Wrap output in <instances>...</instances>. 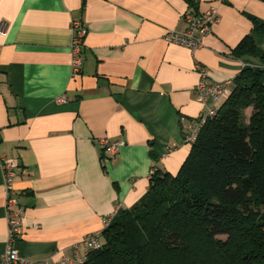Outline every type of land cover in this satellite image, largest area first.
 I'll use <instances>...</instances> for the list:
<instances>
[{
  "label": "crops",
  "instance_id": "crops-1",
  "mask_svg": "<svg viewBox=\"0 0 264 264\" xmlns=\"http://www.w3.org/2000/svg\"><path fill=\"white\" fill-rule=\"evenodd\" d=\"M193 1L0 0V157L18 162L23 216L13 246L27 264H77L74 253H87L82 239L145 196L152 168L178 173L191 148L184 136L204 110L193 92L197 64L209 83L258 65L231 51L247 35L264 51V36L251 34L247 19L264 20V2ZM211 5L219 20L201 48L165 41L186 29L184 13ZM72 20L87 32L77 74ZM101 139L124 146L108 158ZM7 231L0 166V258Z\"/></svg>",
  "mask_w": 264,
  "mask_h": 264
},
{
  "label": "trees",
  "instance_id": "trees-1",
  "mask_svg": "<svg viewBox=\"0 0 264 264\" xmlns=\"http://www.w3.org/2000/svg\"><path fill=\"white\" fill-rule=\"evenodd\" d=\"M247 19L264 36V20ZM231 53L258 65L232 80L178 173L155 170L80 264H264V51L247 35Z\"/></svg>",
  "mask_w": 264,
  "mask_h": 264
},
{
  "label": "built area",
  "instance_id": "built-area-1",
  "mask_svg": "<svg viewBox=\"0 0 264 264\" xmlns=\"http://www.w3.org/2000/svg\"><path fill=\"white\" fill-rule=\"evenodd\" d=\"M182 20L186 25L183 32H168L165 35V41L188 49L191 52L202 47V38L211 33L212 27L218 22V12L215 5L208 7L202 14L194 15L191 12H186L182 16ZM72 33L70 52L72 55V73L80 72L82 65L81 51L83 40L86 36V29L81 21L72 20L70 24ZM0 34H4L3 26H0ZM196 74L198 77L197 83L193 88L196 101L201 104L204 110L191 122L187 133L184 136V142L191 145L195 142L200 128L206 123L207 119L214 117L219 105L228 96L231 82L224 83H209L208 71L203 66L197 64ZM63 102V99H59ZM183 121V119L181 120ZM99 145L102 152L108 158H113L118 150L124 146L123 142H110L107 139L99 140ZM0 166L3 172L4 187H5V210L6 221L8 228V241L5 253L0 258V264H27V262L18 254L13 244L22 232V216L23 211L18 205L17 192L14 188V178L18 162L16 159H8L0 157ZM155 169L149 172V179L154 174ZM111 218L103 220V225L106 226ZM99 232L87 235L82 239L83 246L88 251L95 250L99 247L98 240ZM87 254V253H86ZM86 254L81 258L77 252L74 253L73 262L80 264ZM72 262L63 258L62 263Z\"/></svg>",
  "mask_w": 264,
  "mask_h": 264
},
{
  "label": "rangeland",
  "instance_id": "rangeland-1",
  "mask_svg": "<svg viewBox=\"0 0 264 264\" xmlns=\"http://www.w3.org/2000/svg\"><path fill=\"white\" fill-rule=\"evenodd\" d=\"M249 111H247L246 113H248Z\"/></svg>",
  "mask_w": 264,
  "mask_h": 264
}]
</instances>
